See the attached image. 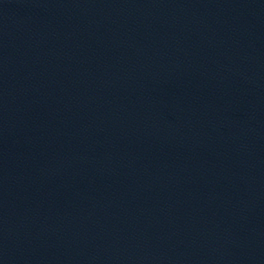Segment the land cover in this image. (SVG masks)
Returning a JSON list of instances; mask_svg holds the SVG:
<instances>
[{
  "label": "water",
  "instance_id": "95a60500",
  "mask_svg": "<svg viewBox=\"0 0 264 264\" xmlns=\"http://www.w3.org/2000/svg\"><path fill=\"white\" fill-rule=\"evenodd\" d=\"M0 264H264V0H0Z\"/></svg>",
  "mask_w": 264,
  "mask_h": 264
}]
</instances>
